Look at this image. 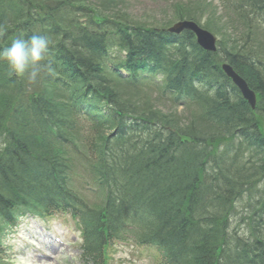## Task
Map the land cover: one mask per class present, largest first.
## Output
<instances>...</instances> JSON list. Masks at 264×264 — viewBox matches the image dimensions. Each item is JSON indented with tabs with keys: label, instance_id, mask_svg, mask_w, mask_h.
Returning <instances> with one entry per match:
<instances>
[{
	"label": "trees",
	"instance_id": "obj_1",
	"mask_svg": "<svg viewBox=\"0 0 264 264\" xmlns=\"http://www.w3.org/2000/svg\"><path fill=\"white\" fill-rule=\"evenodd\" d=\"M152 1L167 3L163 20L141 25L129 0H0V47L51 42L35 84L0 61V264L29 213L71 215L82 264H108L130 241L158 264H264V53L246 46L264 0H219L244 43L209 0ZM184 20L223 37L217 53L167 32Z\"/></svg>",
	"mask_w": 264,
	"mask_h": 264
},
{
	"label": "rangeland",
	"instance_id": "obj_2",
	"mask_svg": "<svg viewBox=\"0 0 264 264\" xmlns=\"http://www.w3.org/2000/svg\"><path fill=\"white\" fill-rule=\"evenodd\" d=\"M213 2V5L217 8L219 0H209ZM129 15L130 18L136 20L141 25H153L154 23H161L163 20V13L168 9L167 3L164 1H152V0H129ZM217 25L224 27L227 24L228 19L230 23L227 24V36L231 40H236L244 43L241 38L243 37V28L239 26L234 17H228L224 9H220L217 14ZM232 19L234 21H232ZM255 24L260 25L261 30L264 33V22L260 20L254 21ZM216 36V35H215ZM222 39L223 37H218ZM247 47L253 48L255 51L264 53V37L258 36L251 40V43L246 44ZM263 48V49H262ZM262 49V50H261ZM117 56V54H114ZM158 107L164 109L165 112L173 111L170 106L160 105ZM181 109L177 112H180ZM27 226L26 228L24 226ZM20 230L22 236L19 240L10 241L13 250L12 255H16L20 252H31L35 258L36 264H79V244L81 237L74 234L75 226L68 218H56L51 222H45L43 224L39 221H30L24 224ZM45 235L51 234L56 239H60L59 242H52L43 244L36 241L38 233ZM21 237L26 238L29 242L24 243ZM113 257L111 264H157V257L155 252L147 250L146 248H138L134 245L122 246L114 248L110 253Z\"/></svg>",
	"mask_w": 264,
	"mask_h": 264
},
{
	"label": "clouds",
	"instance_id": "obj_3",
	"mask_svg": "<svg viewBox=\"0 0 264 264\" xmlns=\"http://www.w3.org/2000/svg\"><path fill=\"white\" fill-rule=\"evenodd\" d=\"M50 40L45 35L17 36L6 46L0 47V61L6 62L9 71L16 76L27 75L35 84L45 72L51 71L47 63ZM8 264H36L31 252H20L9 258Z\"/></svg>",
	"mask_w": 264,
	"mask_h": 264
},
{
	"label": "water",
	"instance_id": "obj_4",
	"mask_svg": "<svg viewBox=\"0 0 264 264\" xmlns=\"http://www.w3.org/2000/svg\"><path fill=\"white\" fill-rule=\"evenodd\" d=\"M191 31L195 37L197 38L198 44L205 49L206 51H213L217 50L216 42L217 39L208 31L202 29L194 22L191 21H184L176 23L171 29H169L170 33L173 34H180L184 31ZM224 69L225 74L229 79H231L234 85L241 91L242 95L244 96L245 100H247L252 107L255 109L257 99L256 94L251 89H249L247 82L245 79L240 78V76L235 72L234 68L230 67L228 64H224L222 66Z\"/></svg>",
	"mask_w": 264,
	"mask_h": 264
}]
</instances>
